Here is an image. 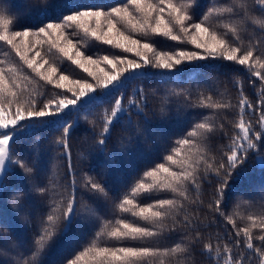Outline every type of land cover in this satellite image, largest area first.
Wrapping results in <instances>:
<instances>
[{
  "label": "snow or ice",
  "instance_id": "1",
  "mask_svg": "<svg viewBox=\"0 0 264 264\" xmlns=\"http://www.w3.org/2000/svg\"><path fill=\"white\" fill-rule=\"evenodd\" d=\"M254 3L264 13V0H254ZM198 7V0H126L123 5L107 10L102 6H88L56 15L37 8L40 15L36 24L14 28L15 10L10 12L0 3V47L7 48L3 52L4 58L0 59V176L5 179L10 160L29 175L34 171L23 156L13 160L15 138L25 128L45 121L60 124L61 135L56 143L68 150L73 124L64 118L69 116L71 109L91 103L98 90L101 95L114 98L109 109L90 121L94 128L99 121L96 142L102 150L111 136L114 121L119 123L131 110L146 116L141 106L144 90L134 89L127 99L123 90L133 81L152 74L153 69L172 75L181 71V66L209 62L208 67L213 68L211 62L224 61L240 66L249 75V83L256 85L259 81L253 103L244 93L243 81L234 78V87L239 93L237 118L229 121L228 115L224 114L222 120L231 123L237 131L229 135L216 114L203 115L167 149L163 162L146 169L142 178L133 182L129 192L119 198L115 206L117 213H128L137 222L126 218L114 222L104 220L96 216L87 203L81 207L77 202V180L72 171L71 153L66 151L70 182L65 186L59 180H49L36 189L42 195L51 196L49 212L41 221L31 247L26 249L30 255L25 259L23 253H18L14 264H40V256L53 238L66 233L80 217L94 220L99 231L66 264H142L160 256H190L200 243L215 264H264V204L246 217L235 210L231 214L224 210L229 198L236 195L230 189L234 176L239 178L245 174L250 153L264 168V16L252 15L247 0H213L207 11L196 18ZM213 17L218 18L216 26L210 23ZM250 25L258 26L259 35L249 31ZM81 35L122 53H131L132 58L113 54L94 59L92 55H85L78 47L80 41L70 38ZM149 36L193 47L191 50L185 47L163 51L155 46V41L145 39ZM45 47L48 53L55 50L70 65L87 73L91 82L87 78L70 79L65 74L67 69L61 71L42 55ZM25 68L34 76L26 74ZM40 81L60 91L49 95L42 90ZM210 92H215L218 99L212 94L199 93L197 100L189 106L210 110L233 107L224 92L216 88ZM172 94L177 93L173 91ZM185 97L190 100L191 94L185 93ZM246 110L248 115L254 114L258 118L254 122L246 119ZM221 133L227 137V144L214 146L211 141ZM84 178L83 189L99 199H108L109 190L104 184L87 173ZM209 178L215 185L207 208L212 214L218 213L235 230L234 236L227 234L230 243L219 233L215 244L211 234L204 242V233L211 221L205 223L208 217L199 215V205L203 204L200 200L202 184L209 182ZM141 193H167L170 198H156L151 203L140 204L136 197ZM12 199L15 201L17 197ZM260 199L264 200V192ZM250 200L239 197L235 208L254 207ZM237 217L247 221L244 226H237ZM256 229L259 232L254 235ZM175 232L181 233L179 240L170 246H156ZM241 236L243 249L240 247ZM101 237L116 241H153V246H101L98 243Z\"/></svg>",
  "mask_w": 264,
  "mask_h": 264
},
{
  "label": "trees",
  "instance_id": "2",
  "mask_svg": "<svg viewBox=\"0 0 264 264\" xmlns=\"http://www.w3.org/2000/svg\"><path fill=\"white\" fill-rule=\"evenodd\" d=\"M123 1L0 0V3H3L10 12L15 10L16 22L12 27L22 28L24 25L36 24L40 15L35 10L37 8L47 9L56 15L59 12H67L68 9H83L88 6H102L104 9H108ZM212 2L213 0H198L199 7L196 9V18L202 16ZM217 2H222V0H217ZM247 3L251 6L252 15L264 16V13H261L255 5L254 0H247ZM217 19L216 17L210 18V23L216 26ZM249 31L259 35L257 25H250ZM152 40L155 41V46L163 51H172L176 46V48L186 47L189 50L193 47L158 36L153 37ZM82 48L88 52L104 50L101 45L91 48L83 46ZM6 50V46L0 47V59L4 58L3 52ZM15 59L18 61V58ZM208 63L199 62V64L181 66V71L172 75L161 74L160 70L153 69L152 74L133 81L123 90V94L127 99L132 96L134 89L142 88L145 95L141 106L144 108L146 116L131 110L119 123L114 121L111 136L102 150L96 142L99 121L95 128L90 121L96 120L104 110L111 107L114 99L111 96L97 95L86 107L81 105L79 109L73 108L69 116L64 118L73 124L69 135L68 150L56 143L61 135L60 124L45 121L38 126L25 128L22 134L15 138L13 160L23 156L34 171L29 175L10 160L7 177L6 179L3 177L1 180L0 264H14L18 253H23L25 259L30 255L26 249L31 247L41 221L46 219L51 201L49 194L42 195L36 189L46 185L49 180H59L65 186L70 182L69 157L66 155V151L71 153L72 171L76 174L78 204L83 207L87 203L94 209V214L104 220L114 222L115 219L126 218L130 222H137L136 218L128 213H117L115 206L119 203V198L129 192L133 182L142 178V173L146 169L155 163L163 162L162 157L167 154V149L173 146L174 141L193 123L203 115L216 114L217 118L225 124L224 131H227L229 135L237 131L231 123L222 120L224 114L228 115L229 121L237 118L239 93L234 87V78L243 81L244 93L253 103L256 102L259 81L256 85L249 83V75L240 66L231 62L213 61L211 62L214 65L213 68H209ZM61 67L64 71L67 69V64ZM25 72L31 74L30 69L25 68ZM79 73H82L80 69L70 70V67L65 71L70 79H84V77H79ZM31 75L34 76V74ZM251 79L256 78L252 77ZM39 83L42 90L49 95L53 91H60L52 89L43 81ZM212 88L224 92L233 107L228 110H210L189 106L197 100L199 93L212 94L214 99H218L215 92H210ZM173 91L177 94L173 95ZM185 93L191 94L190 100L186 99ZM125 107H127L126 104ZM245 118L254 122L258 117L254 114L248 115L246 110ZM227 142V137L223 133L211 141L214 146L224 145ZM245 169V174L239 178L234 176V183L230 185L231 191L236 195L229 198L228 206L224 208L227 214H231L235 210L246 217L254 214L259 206L264 204V200L260 199L261 193L264 192V168L257 164L255 156L250 153ZM85 173L105 185L109 190L107 200L99 199L81 187L85 182ZM214 185L215 181L211 178H209V182L202 184L200 200L203 201V204L199 205V215L202 218L208 217L205 223L211 221V226L204 233V242H207L208 235L211 234L212 242L215 244L217 242L216 234L219 233L225 242L230 243L227 240V234L233 233L234 236L235 230L218 213L212 214L207 208L214 193ZM17 191H19V195H17ZM13 196L17 197L15 201L12 199ZM190 196L195 198L194 193L190 192ZM239 197L246 200L251 198L250 202L254 207L241 206L236 209L235 204ZM156 198H170V194L141 193L136 197V202L146 204L153 202ZM25 217L28 218L27 221ZM236 219L238 227L244 226L247 222L238 217ZM97 231H99V226L94 220L78 218L66 233L58 234L53 238L40 256V264H66V261L73 258L74 254L78 253L82 247L87 246ZM258 232L259 229L254 230V235ZM180 236V232L170 233L166 240H161L160 244L156 246H170L179 240ZM239 239L241 240L240 247L243 249V237L241 236ZM256 242L254 241V243ZM98 243L101 246L109 247L153 246V241H116L106 237H101ZM13 244L16 247H12ZM142 264H215V261L208 257L203 250V243H200L192 250L190 256H160L150 258Z\"/></svg>",
  "mask_w": 264,
  "mask_h": 264
},
{
  "label": "rangeland",
  "instance_id": "3",
  "mask_svg": "<svg viewBox=\"0 0 264 264\" xmlns=\"http://www.w3.org/2000/svg\"><path fill=\"white\" fill-rule=\"evenodd\" d=\"M125 2H126V0H124L122 3L114 4L113 6H120V5H123ZM113 6H111V7H113ZM105 10H107V9H105ZM69 31H71V30H69ZM149 37H147L145 39L148 40V41H153L152 40L153 39V36H149ZM70 38H72L74 41H80V43L78 44V47H80V50L83 51L85 53V55H92L94 59H96L98 57H101V56H104V55H108V56L111 57V55H113V54L127 55L129 58H132V54L131 53H129V54L128 53L122 54L121 50L115 49V48H113V47H111L109 45L103 44L102 42L96 41L92 37H82V35H81V36H74V37H70ZM137 38H140V37H137ZM98 45H101V47H103L104 50L103 51L91 50L90 52H88V51H86V50H84L82 48L83 46H86L88 48H91V47H97ZM176 47H175V49H178ZM44 54L49 59L50 63L56 64V66H58L61 69V71L63 70V68L61 66H64V64H67V67H66L67 69L69 67H70V70L76 68L74 65H70V62H68L66 59L60 57L55 52V50H53L52 53H48L47 52V48L45 47L44 53L42 52V55H44ZM45 67H47V65ZM101 67H104V65L102 64ZM76 69H78V68H76ZM79 74H80L79 77H84V79L87 78L89 80V82H91V78L87 76V73H84L82 71V73H79ZM49 86L53 89V86L52 85H49ZM97 95H101L99 90L97 91V93H94L93 94L94 97H96ZM48 122H52V121H48ZM8 167H9V161L7 162V168ZM3 177L4 176H0V183H1V180L3 179Z\"/></svg>",
  "mask_w": 264,
  "mask_h": 264
}]
</instances>
